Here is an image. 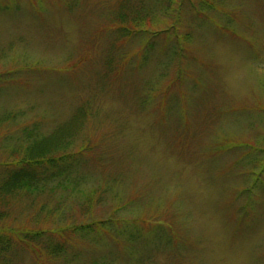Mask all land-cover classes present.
Here are the masks:
<instances>
[{
    "label": "rangeland",
    "instance_id": "obj_1",
    "mask_svg": "<svg viewBox=\"0 0 264 264\" xmlns=\"http://www.w3.org/2000/svg\"><path fill=\"white\" fill-rule=\"evenodd\" d=\"M162 3L0 0V264H264V0Z\"/></svg>",
    "mask_w": 264,
    "mask_h": 264
},
{
    "label": "trees",
    "instance_id": "obj_2",
    "mask_svg": "<svg viewBox=\"0 0 264 264\" xmlns=\"http://www.w3.org/2000/svg\"><path fill=\"white\" fill-rule=\"evenodd\" d=\"M162 5H163L162 10H164V12H167V10L165 9H167L169 6V0H163ZM124 17L125 16L120 17L119 20L124 22V19H123ZM138 27L140 26H134L133 29L129 31L127 30L126 32H124L122 36L129 37V36L138 35V33L134 34L135 29ZM140 33H144V31ZM62 144H60V146L57 147L56 149L66 147L65 143L63 145ZM67 147L69 146L67 145ZM26 150H28V147L26 148ZM57 159L60 160L59 165L58 166L54 165L53 166L55 167V169H53L54 171H52L50 174L49 173L47 174L46 172H47L48 162L54 163V161ZM72 161L73 160L67 159L64 156H61L60 158L53 157L49 160L46 159V157H42V156L34 158V156L32 157L28 156V153L25 152L24 155H22L20 161L16 163L17 166L11 169L9 168V170L3 171L4 173L2 176V182L0 184V192H1V195H3V196H0V198L2 199L1 202L3 203L7 202L6 198H3L5 196L7 198L8 197L15 198L16 196L19 197L23 194L33 195L34 192L36 194H39V192L42 190L44 193V191H46V187H48L44 185L51 183L53 179H55L58 176H65L72 166ZM56 162L57 161H55V163ZM5 206H7V204ZM82 228H83L82 226L79 227L77 225V226H74L72 229L80 230ZM44 232L45 231L41 233H44ZM25 238L27 239L28 237L26 236Z\"/></svg>",
    "mask_w": 264,
    "mask_h": 264
}]
</instances>
